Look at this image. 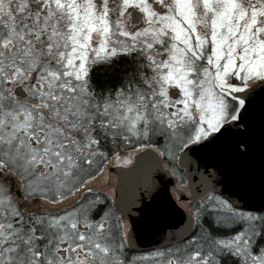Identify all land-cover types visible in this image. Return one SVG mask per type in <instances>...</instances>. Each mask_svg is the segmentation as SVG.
I'll return each instance as SVG.
<instances>
[{
	"label": "snow or ice",
	"instance_id": "obj_1",
	"mask_svg": "<svg viewBox=\"0 0 264 264\" xmlns=\"http://www.w3.org/2000/svg\"><path fill=\"white\" fill-rule=\"evenodd\" d=\"M0 264H264V0H0Z\"/></svg>",
	"mask_w": 264,
	"mask_h": 264
},
{
	"label": "flooded vegetation",
	"instance_id": "obj_2",
	"mask_svg": "<svg viewBox=\"0 0 264 264\" xmlns=\"http://www.w3.org/2000/svg\"><path fill=\"white\" fill-rule=\"evenodd\" d=\"M110 171L112 172L113 176L115 177L117 169L112 168ZM156 180H157V175H156ZM163 180L166 183L169 179L167 176H163ZM131 182H132V180H131ZM177 184L178 183H176L175 188H173L172 185H169V187L167 188L169 194L171 195V198H173L172 192H175L179 197V201H188V200H181V195L178 193L179 189L177 188ZM184 195H185V193H184ZM155 206L157 208V213L155 216L154 226L149 231L142 232L140 237L137 240V246L143 250H148L154 244L161 242L162 233H161V230L158 231L159 230L158 229L159 224H163V222L166 223V227H164V229H163L165 231L170 230L168 226L172 225L174 205H157L155 202ZM175 206H177L178 208L181 209V207L179 205H175ZM137 218H138V214L136 212H133L130 219H137Z\"/></svg>",
	"mask_w": 264,
	"mask_h": 264
},
{
	"label": "water",
	"instance_id": "obj_3",
	"mask_svg": "<svg viewBox=\"0 0 264 264\" xmlns=\"http://www.w3.org/2000/svg\"><path fill=\"white\" fill-rule=\"evenodd\" d=\"M213 162H215V161H213V160L208 161V163H213ZM256 163H257V165L259 164V158L258 157H257ZM163 176H165V175L162 172L157 174V182H158L159 188L154 193V195L156 197L155 202L157 205H174L173 221H172V225H174L180 220L181 215H182V210L180 208H178L177 206H175L177 204L173 200V198H171V195L169 194L167 188L169 187V185H172L173 188H175L176 181L173 178L167 176L169 180L165 183V181L163 180ZM146 178H147L146 175H140L138 177H135V179L133 178L132 182L129 185V188L127 190L126 195L130 196L131 193L136 189L137 186L144 183ZM200 180H201V177L198 173L193 175L192 182L194 184H198L200 182ZM178 193L181 195V200H188L189 196H185L183 191L178 190ZM164 227H166L165 222H163V224H159L158 225V229H159L158 231L163 230Z\"/></svg>",
	"mask_w": 264,
	"mask_h": 264
},
{
	"label": "rangeland",
	"instance_id": "obj_4",
	"mask_svg": "<svg viewBox=\"0 0 264 264\" xmlns=\"http://www.w3.org/2000/svg\"><path fill=\"white\" fill-rule=\"evenodd\" d=\"M187 183V181H186ZM177 188L185 193L186 196H189V190L188 188H181L179 184H177ZM173 200L176 202L177 205L181 207L182 203H187L188 201H179V197L175 192H172Z\"/></svg>",
	"mask_w": 264,
	"mask_h": 264
}]
</instances>
